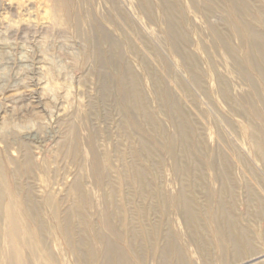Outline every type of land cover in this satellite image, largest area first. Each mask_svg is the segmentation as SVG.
I'll return each mask as SVG.
<instances>
[{
    "label": "rangeland",
    "instance_id": "rangeland-1",
    "mask_svg": "<svg viewBox=\"0 0 264 264\" xmlns=\"http://www.w3.org/2000/svg\"><path fill=\"white\" fill-rule=\"evenodd\" d=\"M0 172V264H264V0H0Z\"/></svg>",
    "mask_w": 264,
    "mask_h": 264
},
{
    "label": "bare ground",
    "instance_id": "bare-ground-1",
    "mask_svg": "<svg viewBox=\"0 0 264 264\" xmlns=\"http://www.w3.org/2000/svg\"><path fill=\"white\" fill-rule=\"evenodd\" d=\"M1 173V172H0ZM2 177V175H0V178ZM4 189H7V187H5L4 188V186H3V184H0V215H5V217L6 218H8L9 219V221H10V227H9V229H8V231H9V237H10V240H8V242H10L11 243V246H12V255L14 254V255H16V259H17V261H18V263H22V260H21V258H20V256H19V253H18V251L20 250L19 249V246H17L16 247V244H18L19 243V239H18V234H19V230H20V226H19V218L17 217V205H16V200H15V198L14 197H12L13 195L11 194V196H9L8 197V199L7 200H5V205H4V211L1 209L2 208V200H3V197H5L4 196ZM29 211V210H28ZM30 212V211H29ZM3 213V214H2ZM0 221H1V219H0ZM26 231H28V228H27V230ZM29 232V231H28ZM14 238H16L15 239V241H14ZM12 241H14V243L12 242ZM19 249V250H18ZM20 252V251H19ZM16 253V254H15ZM14 257V256H13ZM12 257V258H13ZM24 260V259H23ZM25 262V261H24Z\"/></svg>",
    "mask_w": 264,
    "mask_h": 264
}]
</instances>
